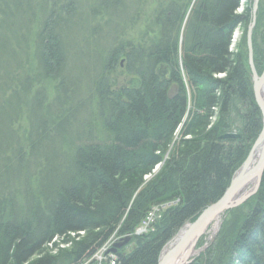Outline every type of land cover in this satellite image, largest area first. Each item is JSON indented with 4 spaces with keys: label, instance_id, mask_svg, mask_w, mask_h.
I'll use <instances>...</instances> for the list:
<instances>
[{
    "label": "trees",
    "instance_id": "obj_1",
    "mask_svg": "<svg viewBox=\"0 0 264 264\" xmlns=\"http://www.w3.org/2000/svg\"><path fill=\"white\" fill-rule=\"evenodd\" d=\"M153 1L136 41L129 34L147 0H107V63L90 77L86 99L68 76L65 49L75 0H42L41 21L33 10L29 25L0 34V52L15 64L0 66V264H83L120 224L119 234L133 239L116 264H158L247 159L262 130L246 40L250 0L242 14V0ZM261 1L253 33L259 73ZM238 28L244 36L231 53ZM120 60L131 79L117 87ZM233 133L240 138L222 139ZM170 202L153 231L134 234L149 211ZM224 217L189 264H264V177L257 194ZM80 232L81 240L71 237ZM54 238L56 248L68 246L57 255L47 252Z\"/></svg>",
    "mask_w": 264,
    "mask_h": 264
},
{
    "label": "rangeland",
    "instance_id": "obj_2",
    "mask_svg": "<svg viewBox=\"0 0 264 264\" xmlns=\"http://www.w3.org/2000/svg\"><path fill=\"white\" fill-rule=\"evenodd\" d=\"M243 1L245 2V4L248 2L247 0ZM39 2H42V0H38V4L39 6H41L42 3ZM261 2L264 7V0H262ZM153 3V0H147L146 4H143L147 5L146 8H144L142 3H140V5L138 4L140 6V8L138 7V12L140 13L139 15H137V19L140 20L141 23L139 22L137 26L131 29L132 31L129 34V36H131V39H134L136 41L140 39L141 32H143L146 28L145 26L150 23L149 19H151L153 10L155 8ZM38 4L33 0H0V34L3 36H10L14 32H19L18 30L21 27L29 25V18L33 10L35 12L37 10L36 13L38 20L41 21L43 17H41L42 12H40V9H38ZM75 5V18H73V20L70 22L68 28L64 33V35L66 34L65 49L68 53V62H71V72H69L68 76L72 81H77V84H79L78 86L81 87V96L86 99L87 96L85 95L88 94L87 92H89L90 88L88 85L91 84L90 77H95L94 75H98L107 63V47L110 44V37L108 35L109 31H107V0H75ZM138 5L136 4V7ZM143 10L145 11L143 12ZM237 13L239 14L240 11H238ZM116 20L117 22L123 21L119 20V18H117ZM237 32L239 33L238 40L235 38V34ZM243 36L244 28H238L233 35V41L235 40V44L233 43V50L236 49V46L241 43ZM4 63H6L7 66L10 67H13L15 65L14 60L10 54L7 53V55L5 56L2 52H0V66H2ZM119 63V67H117L115 74V78L117 79V87L126 85L131 79V77L124 72V61L120 60ZM177 141L178 137L176 136L174 138V143ZM169 152L167 156L169 155ZM158 170H160V168L155 169L154 175L158 172ZM174 205V202H170L159 206V211L157 212V214L159 215L158 217H160V214L163 211L171 208ZM225 219L226 217L223 216L221 219L220 227L216 231H214L216 222H213L208 231L197 243L196 250L198 251V254L193 257L191 262L194 260V258L199 256L200 253L204 252L211 244L215 233L217 231H220ZM138 230L139 227L135 230L134 234L136 236H141L136 234ZM146 231L147 232L144 235L153 231V226H149ZM77 237H79V235H76V238ZM59 241L60 239L54 238L49 245H54L55 243L58 244ZM59 246L60 249H66L68 247L64 245ZM47 248L48 253H53V255L59 254L58 250L60 249L56 248L55 246H48ZM100 253L95 256L94 262H86L84 264L106 263L104 262V260L100 261V257L104 258V253Z\"/></svg>",
    "mask_w": 264,
    "mask_h": 264
},
{
    "label": "water",
    "instance_id": "obj_3",
    "mask_svg": "<svg viewBox=\"0 0 264 264\" xmlns=\"http://www.w3.org/2000/svg\"><path fill=\"white\" fill-rule=\"evenodd\" d=\"M251 23L247 30V44L249 52V64L252 71V79L256 102L262 113V130L255 141L247 160L243 166L234 174L229 188L224 195L214 204L207 207L193 223H187L179 233L165 246L158 264H189L193 257L197 255L196 247L199 240L208 231L213 222L225 216L228 211L239 208L250 198L257 194L264 177V97L262 90L264 87V73L258 76L254 65L253 51V33L257 24V14L259 11L260 0H252ZM239 136L228 134L223 138H237ZM258 153L256 163L255 157ZM256 181L253 184V181ZM253 185L252 189L243 192L245 187ZM220 227V226H219ZM219 231L215 233L217 236ZM212 239L211 243L214 241ZM132 238L125 239L116 244L111 253H117L118 250L130 244ZM175 242V243H174ZM169 247V248H168ZM196 253V254H194Z\"/></svg>",
    "mask_w": 264,
    "mask_h": 264
},
{
    "label": "bare ground",
    "instance_id": "obj_4",
    "mask_svg": "<svg viewBox=\"0 0 264 264\" xmlns=\"http://www.w3.org/2000/svg\"><path fill=\"white\" fill-rule=\"evenodd\" d=\"M249 3H251V5H252V7H253V1L252 0H250L249 1ZM245 2L242 0V4H241V7L238 9V11H240V13L239 14H242L243 13V11H244V8H245ZM248 30V29H247ZM239 33L237 32L236 34H235V38L238 40L239 39ZM243 39V38H242ZM246 40H247V33H246ZM235 44V40L233 41L232 40V44H231V47H230V52L231 53H236L237 52V50H238V45L236 46V49H234L233 50V45ZM247 47H248V44H247ZM253 51H254V49H253ZM248 58H249V52H248ZM254 61V60H253ZM254 65H255V62H254ZM249 66H250V64H249ZM255 68H256V66H255ZM250 70H251V68H250ZM256 71H257V68H256ZM263 73H264V71H262L261 73H259L258 71H257V74H258V76L259 77H261L262 75H263ZM251 75H252V71H251ZM217 77H219L220 79H223V78H225V74H220V75H218ZM252 81H253V79H252ZM253 88H254V85H253ZM254 94H255V92H254ZM262 96L264 97V87H263V90H262ZM256 99V98H255ZM258 105V104H257ZM217 115H218V110H216V115L211 119V121H212V124L216 121V119H217ZM261 133V132H260ZM234 134V133H233ZM226 135H228V134H226ZM226 135H224V136H226ZM234 135H236V134H234ZM224 136H222V139L223 140H228V139H239L240 138V136L239 135H237V136H239V137H237V138H223ZM252 149V148H251ZM249 154H250V152H249ZM249 156V155H248ZM248 158V157H247ZM257 158H258V153L256 154V157H255V161H254V163H256V161H257ZM247 160V159H246ZM245 160V161H246ZM244 164V163H243ZM243 166V165H242ZM241 166V167H242ZM240 167V168H241ZM158 169L159 168H161V165H159L158 167H157ZM156 168V169H157ZM239 168V169H240ZM238 169V170H239ZM237 170V171H238ZM155 171V170H154ZM159 171V170H158ZM155 173V172H154ZM236 173V172H235ZM234 177V176H233ZM150 178H152V175H149V176H147L146 177V179H147V181L148 180H150ZM233 179V178H232ZM263 180V179H262ZM232 181V180H231ZM255 180L253 181V184H255ZM262 183V182H261ZM231 184V183H230ZM261 186V185H260ZM252 187H253V185H248L247 187H245V189L243 190V192L245 191V192H247V191H250L251 189H252ZM260 188V187H259ZM259 191V190H258ZM255 196V195H254ZM223 217V216H222ZM222 217H220V218H218V219H216L215 220V222H216V226H215V228H214V231H216L218 228H219V226H220V223H221V219H222ZM159 219V217L153 212H151V211H149L148 212V214L146 215V217L144 218V220H143V222L141 223V225L139 226V228H142L143 227V224H144V222L145 221H151L150 223L151 224H155V222L157 221ZM152 225V226H153ZM149 226V224L147 225V227ZM151 226V225H150ZM120 229H121V224L117 227V229L115 230V232L113 233V235L108 239V241L91 257V258H89L87 261H85L84 263H86V262H94V258H95V256L98 254V253H100V254H105L104 255V257L106 258V260H107V258L108 259H110V257H109V255H111V254H113V255H115L116 256V254L121 250H118V252L117 253H111V251L113 250V248H114V246L116 245V244H118V243H120L121 241H123V240H125V239H128V238H132L133 239V237H132V235H126V236H121L120 234H119V232H120ZM139 232H141V230H139ZM81 233V232H80ZM80 233L78 234L79 235V237H77L76 238V236H74L73 238L75 239L76 238V240H81V238H83V237H85L86 236V232H83L81 235H80ZM145 234V233H144ZM143 234V235H144ZM141 236H142V234H141ZM112 237H115V238H117V239H115V240H112L113 241V244L111 245V248H107L106 246H107V243L109 242V240L112 238ZM132 241V240H131ZM175 243V242H174ZM109 245V244H108ZM49 246V245H48ZM106 247V249H107V251H106V249L105 250H103L104 248ZM169 248V247H168ZM164 250V249H163ZM100 251V252H99ZM196 253H198V251H196ZM196 253H194V254H196ZM160 260V259H159ZM83 263V264H84ZM159 263V262H158Z\"/></svg>",
    "mask_w": 264,
    "mask_h": 264
},
{
    "label": "built area",
    "instance_id": "obj_5",
    "mask_svg": "<svg viewBox=\"0 0 264 264\" xmlns=\"http://www.w3.org/2000/svg\"><path fill=\"white\" fill-rule=\"evenodd\" d=\"M159 211V207H154L152 210H151V212L153 213H155L157 216H159L158 214H157V212ZM151 222V221H150ZM149 221H145L144 222V224H143V228H139V230H141V232H139V230L137 231V235H143L144 233H146L147 231H146V229L151 225H153V224H151ZM149 224V226L147 227V225ZM150 226V227H151ZM83 232H81L80 233V235L82 234ZM73 236L72 237H74V236H76L75 234H72ZM56 239H59V238H56ZM115 239H117V238H115V237H112L110 240H109V242L107 243V248H111V245L113 244V241L112 240H115ZM109 244V245H108ZM50 247H53L54 245L52 244V245H49ZM106 247L103 249V250H105L106 249ZM106 251H107V249H106ZM100 252V251H99ZM105 255V254H104ZM109 257H110V259H108L107 258V260H106V258L104 257V258H102V257H100V261H102V260H104V262H106V263H102V264H116V260H117V257L115 256V255H113V254H111V255H109Z\"/></svg>",
    "mask_w": 264,
    "mask_h": 264
}]
</instances>
